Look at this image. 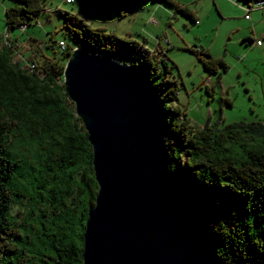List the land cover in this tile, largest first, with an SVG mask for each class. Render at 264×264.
Returning a JSON list of instances; mask_svg holds the SVG:
<instances>
[{
  "label": "trees",
  "instance_id": "16d2710c",
  "mask_svg": "<svg viewBox=\"0 0 264 264\" xmlns=\"http://www.w3.org/2000/svg\"><path fill=\"white\" fill-rule=\"evenodd\" d=\"M14 1L17 4L4 12L8 43L0 44V264H82L84 231L76 245L60 224L57 209L62 197L72 192L67 183L79 163H87L98 188L91 145L64 91L65 64L54 60L59 57L41 51L38 61L13 60L12 50L20 40L12 39L10 30L19 25L27 28L45 10L42 0ZM239 1L251 7L264 0ZM54 10L61 12L74 41L69 46L59 40L58 48L60 41L65 45L60 53L71 57L79 47L133 65L159 97L167 119L164 143L176 196L220 264H260L264 260V122L191 125L174 105L178 84L170 77L165 52L154 54L135 40L94 29L58 6ZM124 47H138L141 55H130ZM201 55L207 57L203 64L208 70L223 65L207 53ZM30 61L35 68L26 65ZM23 175L29 182L37 178L39 190L30 194L21 182ZM16 202L25 209L18 211L19 218L12 214ZM40 215L54 216L46 226Z\"/></svg>",
  "mask_w": 264,
  "mask_h": 264
},
{
  "label": "rangeland",
  "instance_id": "374dc122",
  "mask_svg": "<svg viewBox=\"0 0 264 264\" xmlns=\"http://www.w3.org/2000/svg\"><path fill=\"white\" fill-rule=\"evenodd\" d=\"M15 3L0 0V44L5 43L2 40L5 9ZM40 4L45 10L37 15V20L27 23L24 32L18 28L10 30L11 38L20 40L12 50L13 60L38 61L43 52L49 57L57 55L60 60H54L65 64L70 57L60 53L56 43L64 40L71 46L74 41L61 12L54 10L58 6L94 29L135 40L154 54L165 52L170 77L178 84L174 105L191 125L199 128L216 122L218 127L238 121L264 122V6L249 7L239 0H74L70 4L63 0H42ZM46 43L51 48L45 47ZM124 50L130 55H141L138 47ZM196 50L198 55L193 52ZM202 53L223 65L206 69L203 61L207 57ZM72 174L67 183L72 192L62 197L57 212H61L60 224L78 245L87 208L91 207L97 187L86 162L79 163ZM83 174L85 177L81 179ZM21 182L28 185L30 194L39 190L37 178L29 182L23 175ZM24 210L18 202L12 206V214L17 218L18 211ZM40 216L47 226L54 215Z\"/></svg>",
  "mask_w": 264,
  "mask_h": 264
},
{
  "label": "water",
  "instance_id": "95a60500",
  "mask_svg": "<svg viewBox=\"0 0 264 264\" xmlns=\"http://www.w3.org/2000/svg\"><path fill=\"white\" fill-rule=\"evenodd\" d=\"M61 75L87 132L98 186L82 264H220L178 201L167 119L142 72L78 47Z\"/></svg>",
  "mask_w": 264,
  "mask_h": 264
},
{
  "label": "built area",
  "instance_id": "2783aa9c",
  "mask_svg": "<svg viewBox=\"0 0 264 264\" xmlns=\"http://www.w3.org/2000/svg\"><path fill=\"white\" fill-rule=\"evenodd\" d=\"M64 1H65V3L73 2V0H64ZM251 6H256L257 8L262 7V6H264V1H258V3H254ZM17 28L20 30V32H24L26 26L25 25H21V26L19 25V27H17ZM8 37H9V34L8 33H4L3 37H2L3 42L8 43ZM58 44H59L60 50H64L65 49V45H64L63 41H60ZM256 44H259V43H256ZM26 64L31 65V66H33L35 68L34 61L27 62Z\"/></svg>",
  "mask_w": 264,
  "mask_h": 264
},
{
  "label": "bare ground",
  "instance_id": "6f19581e",
  "mask_svg": "<svg viewBox=\"0 0 264 264\" xmlns=\"http://www.w3.org/2000/svg\"><path fill=\"white\" fill-rule=\"evenodd\" d=\"M255 3H258V1H256ZM6 45H7V43H6ZM156 94V93H155ZM157 95V94H156ZM158 97V96H157ZM158 99H159V97H158Z\"/></svg>",
  "mask_w": 264,
  "mask_h": 264
}]
</instances>
